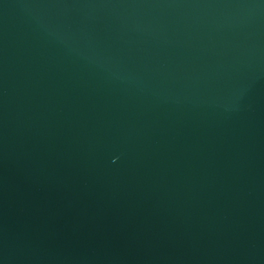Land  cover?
<instances>
[{"label":"water","instance_id":"water-1","mask_svg":"<svg viewBox=\"0 0 264 264\" xmlns=\"http://www.w3.org/2000/svg\"><path fill=\"white\" fill-rule=\"evenodd\" d=\"M0 264H264V0H0Z\"/></svg>","mask_w":264,"mask_h":264}]
</instances>
